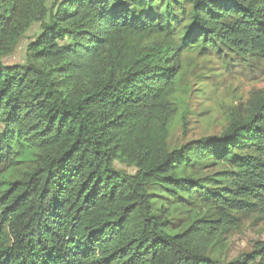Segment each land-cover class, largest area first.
I'll use <instances>...</instances> for the list:
<instances>
[{
    "label": "trees",
    "instance_id": "16d2710c",
    "mask_svg": "<svg viewBox=\"0 0 264 264\" xmlns=\"http://www.w3.org/2000/svg\"><path fill=\"white\" fill-rule=\"evenodd\" d=\"M227 52L264 63V0H0V264H264V241L210 255L264 221V90L218 133L190 124L187 74ZM154 186L216 218L175 232Z\"/></svg>",
    "mask_w": 264,
    "mask_h": 264
},
{
    "label": "rangeland",
    "instance_id": "374dc122",
    "mask_svg": "<svg viewBox=\"0 0 264 264\" xmlns=\"http://www.w3.org/2000/svg\"><path fill=\"white\" fill-rule=\"evenodd\" d=\"M36 29L37 27L34 26L20 40L14 52L4 58L5 64L24 61L25 45ZM218 70L221 71V76L215 77L212 73ZM187 81L191 83L201 81L205 84L198 92L196 91L202 99L199 104L195 99L194 107L197 114L191 119L192 133H218L231 108L245 105L253 93L264 90V63L255 56L243 62L227 52L225 56H211L192 65V70L187 74ZM198 107L204 109L203 114L199 116ZM203 167L202 165L201 168ZM214 171H200L197 168L193 174L195 177H201ZM150 192L153 194L156 211L163 215L162 209H165L175 232L184 229L196 218H216L205 196L196 194L189 200L174 199L157 186L151 187ZM257 241H264V221L253 216L248 220H242L236 231L221 235L211 248L210 255L213 258L229 261L239 253L250 250Z\"/></svg>",
    "mask_w": 264,
    "mask_h": 264
}]
</instances>
